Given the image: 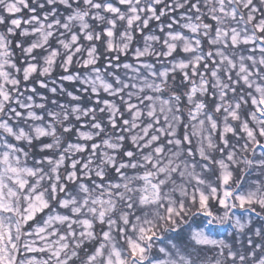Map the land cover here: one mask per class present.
<instances>
[{"label": "snow or ice", "instance_id": "1", "mask_svg": "<svg viewBox=\"0 0 264 264\" xmlns=\"http://www.w3.org/2000/svg\"><path fill=\"white\" fill-rule=\"evenodd\" d=\"M0 264H264V0H0Z\"/></svg>", "mask_w": 264, "mask_h": 264}]
</instances>
